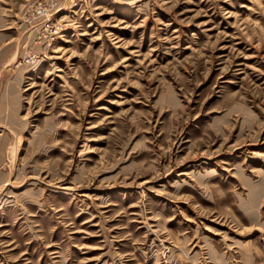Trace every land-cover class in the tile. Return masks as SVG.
Here are the masks:
<instances>
[{"label": "rangeland", "instance_id": "374dc122", "mask_svg": "<svg viewBox=\"0 0 264 264\" xmlns=\"http://www.w3.org/2000/svg\"><path fill=\"white\" fill-rule=\"evenodd\" d=\"M41 1L0 0V264H264V0H67L49 46Z\"/></svg>", "mask_w": 264, "mask_h": 264}, {"label": "built area", "instance_id": "2783aa9c", "mask_svg": "<svg viewBox=\"0 0 264 264\" xmlns=\"http://www.w3.org/2000/svg\"><path fill=\"white\" fill-rule=\"evenodd\" d=\"M36 8L37 17L44 19V21L39 25V30L41 34L37 37L39 40H47L46 45H50V41L58 34V26H54L49 22L48 16L56 11L64 9L67 5V0H42L39 3L33 2L30 7L34 6ZM29 17L33 18L31 14ZM25 63H29V60L25 59Z\"/></svg>", "mask_w": 264, "mask_h": 264}]
</instances>
